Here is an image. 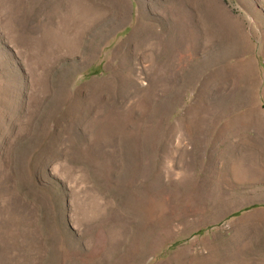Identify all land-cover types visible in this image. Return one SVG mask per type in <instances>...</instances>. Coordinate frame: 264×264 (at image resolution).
I'll return each mask as SVG.
<instances>
[{"label":"rangeland","instance_id":"obj_1","mask_svg":"<svg viewBox=\"0 0 264 264\" xmlns=\"http://www.w3.org/2000/svg\"><path fill=\"white\" fill-rule=\"evenodd\" d=\"M253 205L264 0H0V264H225Z\"/></svg>","mask_w":264,"mask_h":264},{"label":"crops","instance_id":"obj_2","mask_svg":"<svg viewBox=\"0 0 264 264\" xmlns=\"http://www.w3.org/2000/svg\"><path fill=\"white\" fill-rule=\"evenodd\" d=\"M232 133L230 132L229 135H231ZM227 137H228V134H227ZM229 142V141H228ZM250 142V141H248ZM231 143V142H229ZM258 143V142H257ZM251 144H254V141L253 139L251 140ZM254 155V150H252V160L255 161V160H258V156H253ZM260 159H263L262 157H259ZM256 164V163H255ZM253 163V165H255ZM252 175H257V173H252ZM249 209V208H247ZM250 209H255L256 212H264V205L263 206H259V205H253L250 207ZM249 209V210H250ZM243 219H246V220H249L247 222H244L245 226L247 225H252L251 227L252 228H256L257 227V224L260 222L255 220L256 218H251V217H248V215H246ZM263 220V219H261ZM233 224L237 223V221H232ZM249 231H243V232H236V237H240V235H244L243 237V243H237L238 245H235L236 247H242L244 250L246 248H248V246L251 248V243L248 244V239H249V235H248ZM236 239H240V238H235ZM255 251V250H254ZM263 250H259V252H255V254H252L251 256H249L248 254H244V258L240 257L238 254H235L233 253V249L232 247L229 245V248H228V252L227 254L225 255L226 256V259H225V264H264V251L262 252ZM224 258V257H223ZM222 264H223V261H222Z\"/></svg>","mask_w":264,"mask_h":264}]
</instances>
